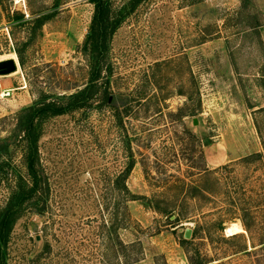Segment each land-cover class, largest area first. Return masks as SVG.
Returning <instances> with one entry per match:
<instances>
[{"label":"rangeland","instance_id":"obj_1","mask_svg":"<svg viewBox=\"0 0 264 264\" xmlns=\"http://www.w3.org/2000/svg\"><path fill=\"white\" fill-rule=\"evenodd\" d=\"M91 12L89 0H0V60L18 61L16 50L23 61L0 74V143L39 93L85 82ZM107 60V90L130 103L124 127L104 106L44 123L45 208L15 221L6 263L264 264V0H144L112 34ZM125 132L134 161L125 184L137 198L124 228L114 179ZM20 157L14 149L22 172Z\"/></svg>","mask_w":264,"mask_h":264},{"label":"trees","instance_id":"obj_2","mask_svg":"<svg viewBox=\"0 0 264 264\" xmlns=\"http://www.w3.org/2000/svg\"><path fill=\"white\" fill-rule=\"evenodd\" d=\"M92 4V12L86 26L84 37L80 46V52L86 59V79L82 86L68 93H53L46 95L39 93L33 101L20 107L15 114V125L9 136L0 143V187L6 190V195L0 202V264H7V244L15 221L24 213L32 211L42 214L46 204L47 187L42 177L38 163V139L42 133L44 123L51 117L70 113L87 107L104 106L118 128L124 127L130 114V103L120 101L122 94L107 90L106 84L111 76L108 67V47L112 34L122 21L144 0H126L118 7L112 5L111 0H89ZM246 0H242L245 4ZM54 5H57L54 4ZM46 15L36 17L37 25ZM15 18H20L16 16ZM18 57L19 65L23 61L18 51L14 50ZM169 115L181 118V108ZM185 115V114H184ZM190 115H192L190 113ZM124 164L116 175L114 183L117 190L116 207L121 226L126 227L127 203L137 197L127 188L125 181L131 171L134 161L129 151L130 136L125 132ZM12 142H7V139ZM10 144H12L10 146ZM21 152L20 172L11 162L14 149ZM155 210L161 213L173 214L167 207H158ZM176 216L174 220H176ZM196 228L193 232H196ZM188 240H181L186 243ZM124 248L126 246H123ZM208 262V261H207ZM200 259L189 261L188 264H206Z\"/></svg>","mask_w":264,"mask_h":264},{"label":"water","instance_id":"obj_3","mask_svg":"<svg viewBox=\"0 0 264 264\" xmlns=\"http://www.w3.org/2000/svg\"><path fill=\"white\" fill-rule=\"evenodd\" d=\"M17 66H18V61L16 59V56L15 59L9 57L7 59L0 60V74L11 73L16 70ZM192 121L193 123H195V118H193ZM170 218H173V216H170ZM190 234H191V229L189 227H185L183 229L182 237L184 239H188L190 237Z\"/></svg>","mask_w":264,"mask_h":264},{"label":"bare ground","instance_id":"obj_4","mask_svg":"<svg viewBox=\"0 0 264 264\" xmlns=\"http://www.w3.org/2000/svg\"><path fill=\"white\" fill-rule=\"evenodd\" d=\"M241 230H239V228H237L235 225H233L231 228L228 229V232L229 233H237V232L241 233L240 232Z\"/></svg>","mask_w":264,"mask_h":264},{"label":"built area","instance_id":"obj_5","mask_svg":"<svg viewBox=\"0 0 264 264\" xmlns=\"http://www.w3.org/2000/svg\"><path fill=\"white\" fill-rule=\"evenodd\" d=\"M1 94H2L3 96H9V94H10V89H6V90L2 91Z\"/></svg>","mask_w":264,"mask_h":264},{"label":"crops","instance_id":"obj_6","mask_svg":"<svg viewBox=\"0 0 264 264\" xmlns=\"http://www.w3.org/2000/svg\"><path fill=\"white\" fill-rule=\"evenodd\" d=\"M6 89H10V87H7ZM6 89H5V90H6Z\"/></svg>","mask_w":264,"mask_h":264}]
</instances>
